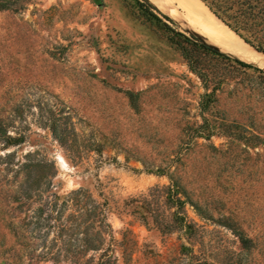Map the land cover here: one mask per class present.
I'll use <instances>...</instances> for the list:
<instances>
[{"label": "rangeland", "instance_id": "obj_1", "mask_svg": "<svg viewBox=\"0 0 264 264\" xmlns=\"http://www.w3.org/2000/svg\"><path fill=\"white\" fill-rule=\"evenodd\" d=\"M157 1L0 0V264H264V69ZM201 1L264 55V4Z\"/></svg>", "mask_w": 264, "mask_h": 264}, {"label": "trees", "instance_id": "obj_2", "mask_svg": "<svg viewBox=\"0 0 264 264\" xmlns=\"http://www.w3.org/2000/svg\"><path fill=\"white\" fill-rule=\"evenodd\" d=\"M144 2L146 3L147 7L149 9H155L154 6L149 2V0H144ZM257 3L260 5V4H264V0H257ZM215 5L219 6V4L217 2H214ZM9 5H6V4H0V10H8ZM210 9L211 11L221 20L223 21L229 28L230 27H233L221 14H219L216 10H214L211 6H210ZM152 16H154V14H151ZM246 15H243L241 16L240 18H236V25L238 27H236L237 30L241 29L240 27L242 26V24H245V20H246ZM156 17V16H154ZM243 17V19H242ZM156 19H158L156 17ZM168 21H170L171 23H174L170 18H166ZM159 20V19H158ZM171 30V28H168ZM231 29V28H230ZM172 32L175 34V36L181 38L185 43L187 44H192L194 45L195 47L201 49L202 51H204L205 53H211L217 57H220V58H225V59H230L229 56H227V54H223L221 52H219V50H215L213 49L211 46L209 45H206L204 44L203 42H201L198 38H195V37H187L175 30H172ZM238 32V31H236ZM170 41L176 45L183 53V56L188 60L190 61V57L189 55L187 54L186 50L183 48V46L181 44H179V42L176 41V38H174L173 36L170 37ZM246 42H248L246 40ZM249 43V42H248ZM259 51H263L261 49H258ZM240 65L242 66H245V67H251L249 64H245L244 62H238ZM32 156L31 153H28L27 154V157H30ZM8 158V162L6 163L7 166H12L14 165L13 162H11L10 158L11 156L7 157ZM43 164H41L40 162L38 163H23L21 164V166L17 167V172H27V181L23 184V187L29 183L30 181V178H32V175H33V171L35 170L36 171V168H43L42 166ZM17 166V165H15ZM11 168H8V170L10 171ZM35 176V175H34ZM47 189V188H46ZM44 189V190H46ZM22 190H29L27 189V187L25 186L24 188H22ZM84 193H87L84 189H79V190H73L72 192H70L69 194H67L66 196L64 197H61L55 193H49L45 196V201H44V209H41L40 210V213H39V216L37 215L36 217H32V220L36 219V220H39L41 218V214L44 213V210H53L54 208H56L60 203L62 206H72V207H77V208H81L82 206L85 205V202H83L82 198H80L81 195H83ZM33 195V194H32ZM43 195H44V192H43ZM32 196L31 195H25V198L27 199H30ZM84 203V204H82ZM92 203H93V213L97 212L98 211H101V208L104 207V205L98 201H95V200H92ZM93 216V215H92ZM96 217V216H95ZM51 219L52 217L51 216H48L45 221H46V224L45 226L47 227H51ZM90 229L91 227H87L85 228V230L82 232V236L80 238V240H77L78 242H83L84 245H82L84 248L89 247L90 249H93V250H96L94 249L93 247L95 246H92V237H90ZM101 232V231H100ZM99 234V232H98ZM244 245L247 244L246 241H244L243 243ZM44 259L48 258V257H43ZM68 264H83L81 263L80 259H77V258H70L68 259ZM84 264H88V263H84Z\"/></svg>", "mask_w": 264, "mask_h": 264}, {"label": "bare ground", "instance_id": "obj_3", "mask_svg": "<svg viewBox=\"0 0 264 264\" xmlns=\"http://www.w3.org/2000/svg\"><path fill=\"white\" fill-rule=\"evenodd\" d=\"M157 4L161 10L167 13L171 12L174 7L180 9L183 16L195 28L209 40L221 46L228 54L264 69V55L247 45L217 18L201 0H158ZM211 45L216 49L214 44Z\"/></svg>", "mask_w": 264, "mask_h": 264}, {"label": "water", "instance_id": "obj_4", "mask_svg": "<svg viewBox=\"0 0 264 264\" xmlns=\"http://www.w3.org/2000/svg\"><path fill=\"white\" fill-rule=\"evenodd\" d=\"M195 38H198L199 40H200V38L199 37H197V36H195ZM201 41V40H200ZM201 42H203V41H201ZM204 44H206V45H209V46H211L210 44H208L207 43V41L206 42H203ZM212 47V46H211ZM213 48V47H212ZM213 49H215V48H213ZM216 50V49H215ZM256 51H258V50H256ZM220 52V51H219ZM258 52H260V51H258ZM222 53V52H221ZM261 53V52H260ZM226 55V54H225Z\"/></svg>", "mask_w": 264, "mask_h": 264}]
</instances>
